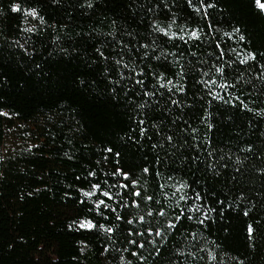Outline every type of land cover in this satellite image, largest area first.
<instances>
[{
  "label": "trees",
  "instance_id": "obj_1",
  "mask_svg": "<svg viewBox=\"0 0 264 264\" xmlns=\"http://www.w3.org/2000/svg\"><path fill=\"white\" fill-rule=\"evenodd\" d=\"M0 264H264L256 0H0Z\"/></svg>",
  "mask_w": 264,
  "mask_h": 264
},
{
  "label": "snow or ice",
  "instance_id": "obj_2",
  "mask_svg": "<svg viewBox=\"0 0 264 264\" xmlns=\"http://www.w3.org/2000/svg\"><path fill=\"white\" fill-rule=\"evenodd\" d=\"M256 3H257V5H258L261 9H264V3H261L260 0H256ZM209 7H211V5H209ZM12 11H13V12H17V11H19V9H18V8H12ZM30 14L33 15V16H35V15H36V11H35V10H31ZM193 35L195 36L196 33H193ZM241 39H243V37H241ZM95 187H98V186H95ZM93 194H94V193H92V192H86V193H84V195H85V196H88V197H91ZM104 195L107 196L108 193H104ZM137 195H139V193H137ZM100 203L103 204L104 202L101 201ZM80 227H81V228L92 229V228L94 227V225H93L91 222H87V223H82V224L80 225ZM107 231L110 232V231H112V230H111V229H107Z\"/></svg>",
  "mask_w": 264,
  "mask_h": 264
},
{
  "label": "clouds",
  "instance_id": "obj_3",
  "mask_svg": "<svg viewBox=\"0 0 264 264\" xmlns=\"http://www.w3.org/2000/svg\"><path fill=\"white\" fill-rule=\"evenodd\" d=\"M19 7H20L19 5H15V4L12 6V8H18V9ZM32 10H35V9H32Z\"/></svg>",
  "mask_w": 264,
  "mask_h": 264
}]
</instances>
